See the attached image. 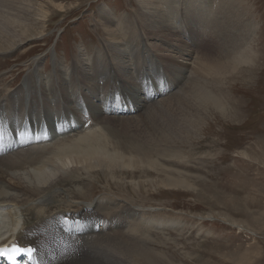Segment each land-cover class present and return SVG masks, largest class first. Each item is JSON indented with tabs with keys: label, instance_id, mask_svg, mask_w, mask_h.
Wrapping results in <instances>:
<instances>
[{
	"label": "bare ground",
	"instance_id": "6f19581e",
	"mask_svg": "<svg viewBox=\"0 0 264 264\" xmlns=\"http://www.w3.org/2000/svg\"><path fill=\"white\" fill-rule=\"evenodd\" d=\"M27 1L0 0V53L12 52L28 37L37 39L38 34L31 28H36L39 20L32 21L30 17L38 11L44 20L48 13L43 8L36 9L31 1L26 4ZM135 1L132 15L124 13L113 18L106 9L99 12L96 22L104 44L93 60L79 52V62L69 68L70 72L64 64L53 61L59 76L52 77V81L49 76L43 78L45 85L41 83L40 63L34 64L33 72L22 84L0 98V245L34 244L45 264L172 263L161 248L164 244L159 240L164 235L142 236L137 230L142 224L154 227L155 223L160 230L164 222L140 217L146 206L139 204L136 195H147L151 189L140 187L139 182L131 180L133 176L126 178L134 187L132 197L118 196L117 199L125 200L124 206L110 213L105 212L101 200L80 202L81 207L64 201L63 205L76 209L65 211L57 196L61 191L68 196L77 191L83 198L91 196L92 177L112 188L113 184L123 185L124 180L116 172L133 173L138 166L153 172L161 170L181 157V150L177 149L181 145L172 141L174 137L192 138L200 118H207L211 110L222 123V118L230 113L227 102L223 91L213 92L210 86L215 81L219 90L231 76V81L240 79L245 65L256 64L259 57L253 46L257 25L250 18L251 8H244L249 0ZM251 47L253 52L248 57ZM76 72L81 76H76ZM145 73L152 79L160 78L161 85L151 87L157 94L150 89L145 92ZM167 77L174 80L173 84L177 82L171 98H167L172 95L165 85ZM86 83L93 84V88ZM117 83L126 85L139 101L148 96L144 104L149 107L147 111L139 115L143 107L130 103L126 99L128 91L115 88ZM121 103L135 111L134 118L107 116ZM207 122L204 127L199 124L198 134L202 137L212 133L213 126L218 127L216 122ZM59 123L69 128L56 135ZM22 125L47 129L52 139L47 144L27 145L19 131ZM166 134L172 138L165 139L169 147L158 139L161 135L166 138ZM169 178V185H190ZM151 182L155 188V182ZM83 183L90 188H83ZM68 184L80 186L74 192L63 190ZM92 197L93 200L96 196ZM62 218L71 221L66 225L68 229L63 227ZM78 221L82 222L81 234ZM149 244L160 246V251L149 248Z\"/></svg>",
	"mask_w": 264,
	"mask_h": 264
},
{
	"label": "rangeland",
	"instance_id": "374dc122",
	"mask_svg": "<svg viewBox=\"0 0 264 264\" xmlns=\"http://www.w3.org/2000/svg\"><path fill=\"white\" fill-rule=\"evenodd\" d=\"M30 1L36 9L42 10L43 8L48 14L44 20L39 16L38 11L33 12L30 17L32 21L39 20L36 28L35 25L31 28L34 34H38L37 39L31 40L32 38L28 37L25 43L12 52L0 53L1 99L17 89L27 75L33 72L36 64L40 63L38 67L41 83L45 85L43 78L49 76L48 78L51 79L59 76L58 69H54L53 61L64 64L67 67L66 70L69 71V68H73L76 62H79V52L85 54L90 61L93 60L97 49L104 44L100 32L101 27L96 22L99 12L106 9L112 12L113 18H119L124 13L132 15L136 7L135 0H49V2L28 0L26 4ZM246 7L251 8L249 10L251 17L250 15L249 17L255 20L254 24L257 25L254 49L251 47L249 54L246 55L250 57L255 50V55L259 58L256 64L244 66V74L240 79L231 81V76L219 90L215 86V81H212L211 86L209 85L213 88V92L223 91L227 102L230 113L224 119L222 118V123H219L220 120L216 119V113L211 110L207 118L206 116L200 118V123H197L193 131L194 134H191L192 138L188 140L184 135V137L179 138L178 136L174 139L167 134L166 138L162 135L158 136L160 144L164 146L169 147L165 139H172L178 146L181 145L177 148L181 150L179 153L181 157L174 159L177 164L172 160L162 166L161 170L154 172L144 167V170L140 169L142 168L140 166L135 168L133 173L130 171L116 172V176L124 181H122V186L113 184L112 188L105 187L106 183L101 180L95 182L92 177L94 190L91 189L92 195L90 190L87 192L91 196L83 198L78 191L70 196L63 191L58 194L57 197L62 202V210H76L63 205L64 201L81 207L80 202L90 203L98 200L102 201V207H105L106 213L119 210V207L124 206L122 201L125 200L117 199L118 196L132 197L133 195L134 187L131 181L126 179L133 176L131 180L139 182L140 187L146 189L148 186L147 189H151L147 195H136L140 201L139 204L146 206L145 212L142 211L140 217L160 219L165 223V225L162 223L160 230L156 226L157 223L154 227L142 224L143 226L141 225L137 230L142 236H154V233L164 235L159 241L164 244L161 246L162 251L172 262L171 264H264V0H249L244 5V8ZM187 41L191 44L189 40ZM55 54L56 60H54ZM35 60H38L37 63ZM76 74V76H81L80 72ZM144 75L148 80L145 82V92H149V88L154 85L150 81H158L159 77H153V80L147 76V73ZM172 81L167 77L166 83L164 82L170 87L172 93L167 98H171L177 89V82L173 84ZM87 85L93 88V84ZM115 88L126 89L128 91L126 99L130 103L143 107L139 115L149 108L147 104L146 107L144 105L148 102V96H144L139 101L126 85L117 83ZM154 93L157 94V92ZM219 93L221 92L217 94ZM80 95L86 109L87 104L82 92ZM149 103L153 104L152 101ZM107 116L118 117L116 115ZM129 117L134 118L135 115ZM118 118L121 119L123 116ZM207 121L216 122L218 127L213 124L215 126L211 130L212 133H205L209 135L202 137L200 136L202 134H198V129L204 127ZM154 173H156L155 176ZM169 177L190 185L187 188L169 185ZM148 180L150 181L146 184L145 181ZM152 180L155 182V188L152 186ZM80 184H68L63 190L74 192ZM86 184L83 188L87 189L89 186ZM92 196L96 197L92 200ZM143 214L147 215L141 216ZM147 226L150 229L147 230ZM149 248H156L160 251V246L158 248L153 244H149Z\"/></svg>",
	"mask_w": 264,
	"mask_h": 264
},
{
	"label": "snow or ice",
	"instance_id": "6c2138e0",
	"mask_svg": "<svg viewBox=\"0 0 264 264\" xmlns=\"http://www.w3.org/2000/svg\"><path fill=\"white\" fill-rule=\"evenodd\" d=\"M25 131H27V129H26ZM16 251L21 252V251H31V250H30V249H29V250H25V249H17Z\"/></svg>",
	"mask_w": 264,
	"mask_h": 264
}]
</instances>
